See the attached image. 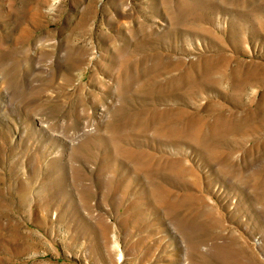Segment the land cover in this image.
Here are the masks:
<instances>
[{"label": "rangeland", "instance_id": "obj_1", "mask_svg": "<svg viewBox=\"0 0 264 264\" xmlns=\"http://www.w3.org/2000/svg\"><path fill=\"white\" fill-rule=\"evenodd\" d=\"M0 264H264V0H0Z\"/></svg>", "mask_w": 264, "mask_h": 264}, {"label": "bare ground", "instance_id": "obj_2", "mask_svg": "<svg viewBox=\"0 0 264 264\" xmlns=\"http://www.w3.org/2000/svg\"><path fill=\"white\" fill-rule=\"evenodd\" d=\"M85 125H86V124H85ZM83 131H86V130H85V129H83ZM83 131H82V132H83Z\"/></svg>", "mask_w": 264, "mask_h": 264}]
</instances>
